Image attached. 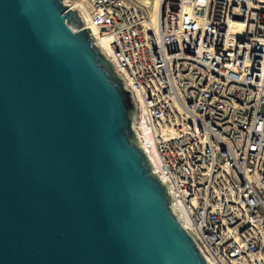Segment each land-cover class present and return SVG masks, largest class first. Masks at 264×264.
<instances>
[{
	"label": "water",
	"instance_id": "water-1",
	"mask_svg": "<svg viewBox=\"0 0 264 264\" xmlns=\"http://www.w3.org/2000/svg\"><path fill=\"white\" fill-rule=\"evenodd\" d=\"M72 0H0V264H212Z\"/></svg>",
	"mask_w": 264,
	"mask_h": 264
},
{
	"label": "built area",
	"instance_id": "built-area-1",
	"mask_svg": "<svg viewBox=\"0 0 264 264\" xmlns=\"http://www.w3.org/2000/svg\"><path fill=\"white\" fill-rule=\"evenodd\" d=\"M78 1L181 224L212 264H264V0H162L155 19L134 0Z\"/></svg>",
	"mask_w": 264,
	"mask_h": 264
},
{
	"label": "bare ground",
	"instance_id": "bare-ground-1",
	"mask_svg": "<svg viewBox=\"0 0 264 264\" xmlns=\"http://www.w3.org/2000/svg\"><path fill=\"white\" fill-rule=\"evenodd\" d=\"M161 2H162V0H144V4L149 7V9L151 11V15H152V17L154 19L156 18L157 10H158ZM79 6L80 5H79V1L78 0H72L71 7L77 8ZM81 9L83 11L82 13H83V15L85 17V20H86L85 26L86 27H89L90 26L92 28V30L96 33V37L99 38L98 39V43H100L102 45V47L103 46H106V44H107L108 41L103 38L102 34L100 33V29L98 27H96V26L91 25L90 19H89V14H88L87 10L84 7L81 8ZM153 158H154V156L152 155L150 157V159L153 160Z\"/></svg>",
	"mask_w": 264,
	"mask_h": 264
},
{
	"label": "rangeland",
	"instance_id": "rangeland-1",
	"mask_svg": "<svg viewBox=\"0 0 264 264\" xmlns=\"http://www.w3.org/2000/svg\"><path fill=\"white\" fill-rule=\"evenodd\" d=\"M134 1H136V2H138V3H141V4H144V0H134ZM145 5V4H144ZM152 8V7H151Z\"/></svg>",
	"mask_w": 264,
	"mask_h": 264
}]
</instances>
